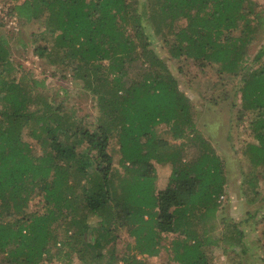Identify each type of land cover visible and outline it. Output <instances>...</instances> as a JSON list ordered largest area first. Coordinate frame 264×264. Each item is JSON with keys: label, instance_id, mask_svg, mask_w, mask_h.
Masks as SVG:
<instances>
[{"label": "trees", "instance_id": "16d2710c", "mask_svg": "<svg viewBox=\"0 0 264 264\" xmlns=\"http://www.w3.org/2000/svg\"><path fill=\"white\" fill-rule=\"evenodd\" d=\"M8 1L6 15L18 27L41 25L23 47L46 68L37 77L12 59L0 19V264H70L74 255L141 264L117 255L123 229L138 255L158 257L171 236L170 262L213 264L207 250L221 242L220 225L230 239L223 253L239 258V226L249 219L217 221L223 158L146 30L178 72L191 64L214 76L213 105L228 100L227 86L237 82L228 138L246 134L238 141L251 167L244 194L256 199V174L264 171V9L254 0ZM68 78L93 98L94 117L64 105L58 91L49 95V79ZM154 163L170 167L163 189Z\"/></svg>", "mask_w": 264, "mask_h": 264}, {"label": "rangeland", "instance_id": "374dc122", "mask_svg": "<svg viewBox=\"0 0 264 264\" xmlns=\"http://www.w3.org/2000/svg\"><path fill=\"white\" fill-rule=\"evenodd\" d=\"M254 1L261 9H264V0ZM8 2V0H0V19L4 25V31L10 37L9 45L12 59L21 64L25 69L31 70L35 76L41 77L40 73L46 68L43 63L44 61L38 60L37 56L32 55L30 50L23 47L24 44L31 41L30 32L36 29L40 30L41 25L33 23L21 28L18 27L15 21L6 15V8L10 5ZM146 31L150 37L153 49L167 62L169 69L179 82L180 89L189 97L197 118L198 127L208 136L217 153L223 158L226 186L223 198L220 200L221 206L217 221L220 224V221L224 219L226 224L244 222L249 219L248 222L239 226L245 235L243 246L235 248V252L239 255V258L236 255L233 256L231 253H228V255L223 253V250L227 248V244L224 242L230 241V239L228 233L223 230L224 226L221 225V229L215 233L221 242L218 243L217 247L207 250L209 257L213 264H261V261H259L261 259L260 255L264 256V178H262L264 171L259 170V173L257 172L256 174L259 180L258 189L260 190V195L256 199L251 194L245 196L244 190L246 189V184L243 182V177L250 172L251 167L246 158L247 156L242 155L243 152L238 141L246 137V134L237 131L235 135L236 139L230 141L228 138L231 132L230 122L231 120H235V117L232 115L235 109L230 107V102L235 100V103H238L237 96L236 98L234 97L237 82H229L227 86L228 100H219L217 105H213L207 97H210L214 92L216 94L219 93L211 86L213 81H215L214 76L210 75V73H200L191 64L183 66L184 73L178 72L177 64L174 61L167 60L169 59L167 47L159 38H156L152 34L149 28ZM189 76L194 77L190 86H188ZM47 83H50L49 95L54 94V91H58L59 101L64 98V105L68 107L75 105L79 109L77 111L78 115L95 116L93 98L82 90V84L78 80L71 78L67 80L49 79ZM63 90L67 92V99L66 95H63L65 92ZM240 127L243 128V126ZM29 142L31 146L36 147L34 141L29 140ZM110 149H117L114 142H111ZM188 149L190 153H198V150L194 147H188ZM117 159L118 154L114 153L115 164L117 163ZM154 166L157 174V189H163L168 182L170 167L166 164L157 163H154ZM35 203L30 204V210L37 208ZM254 229L261 231V234L259 235L258 232L253 231ZM223 235H227L226 240H224ZM93 237L95 236L93 235ZM170 239L171 236L164 239L165 249L161 251L158 257H146L138 255L136 250L130 248L133 239L123 229L118 233L116 252L119 257L125 253L133 255L132 257L135 256V260L141 261V264H174L172 261H169V252L166 250L169 248ZM258 240L260 241L258 242ZM70 264H93V262L91 263L89 257L84 261H79L77 260V256L74 255L73 262Z\"/></svg>", "mask_w": 264, "mask_h": 264}, {"label": "built area", "instance_id": "2783aa9c", "mask_svg": "<svg viewBox=\"0 0 264 264\" xmlns=\"http://www.w3.org/2000/svg\"><path fill=\"white\" fill-rule=\"evenodd\" d=\"M223 197H220V200L222 199Z\"/></svg>", "mask_w": 264, "mask_h": 264}]
</instances>
